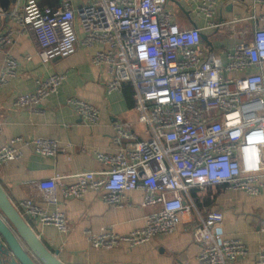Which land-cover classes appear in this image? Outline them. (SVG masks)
<instances>
[{
    "label": "built area",
    "instance_id": "built-area-1",
    "mask_svg": "<svg viewBox=\"0 0 264 264\" xmlns=\"http://www.w3.org/2000/svg\"><path fill=\"white\" fill-rule=\"evenodd\" d=\"M187 1L195 15L204 18L205 28H180L166 9L167 0H87L76 14L69 0L57 8L38 0H16L7 9L0 6V25L8 18L20 34H31L44 62L74 54L77 23L83 35L80 44L98 46L90 61L107 68L106 92L119 91L123 84L132 88L143 137L130 123H113L117 152H94L105 170L76 174L70 185L61 176L37 183L42 201L53 206L58 190L64 198L74 199L92 190L105 205L115 207L124 205L129 192L141 191L140 206L156 208L145 216L143 227L127 235L85 230L94 249L112 250L121 244L131 248L173 234L182 214L196 212L192 189L204 192L223 186L255 197L264 187V0H250L251 39L228 53L225 64L202 47L201 31L227 27L234 33L241 20L214 23L213 0ZM13 35L12 30L0 31L4 54L0 89L17 76V60L10 53ZM252 68L259 73H248ZM65 79L64 73H55L36 80L34 90L17 96L13 107L40 113L39 105L56 95ZM66 103L87 126L98 124L96 107L76 98ZM123 140L128 141L124 146ZM25 149L48 158L60 151L55 140L14 137L0 147V168L19 160ZM17 207L23 219H37L62 235L69 231L59 210L47 214L31 200H22ZM196 214L191 231L199 248L196 264H232L249 254L243 242L224 236L220 211ZM260 229L264 234V221ZM263 252L257 254V264H264Z\"/></svg>",
    "mask_w": 264,
    "mask_h": 264
},
{
    "label": "crops",
    "instance_id": "crops-1",
    "mask_svg": "<svg viewBox=\"0 0 264 264\" xmlns=\"http://www.w3.org/2000/svg\"><path fill=\"white\" fill-rule=\"evenodd\" d=\"M38 1L43 6L57 8L63 0ZM69 1L76 14L87 0ZM213 1L215 13L212 22L241 20L235 24L234 33L227 27L201 31L208 42L207 44L201 40L202 47L218 56L225 64L228 53L251 39L253 24L247 19L250 15V0ZM262 8L264 12V6ZM166 9L182 29H188L193 24L201 29L206 27L204 18L195 15L187 0H167ZM181 13L184 15L177 17ZM258 26L261 27L262 24L259 23ZM9 30L14 32L10 53L17 60V76L4 89H0V147L14 137H40L55 140L60 151L55 157L48 158L25 149L19 160L0 168V186L15 207L22 200H31L47 214L55 210L64 213L69 227L65 235L51 225H42L37 219L24 217L50 253L56 254L62 264H196L195 256L199 248L191 234L197 221L196 212L205 215L208 211L218 210L223 216L224 236L240 240L249 250L245 258L232 264H257V254L264 251V234L260 229L261 222L264 221V187L255 197L223 186L209 187L204 192L192 189L190 196L196 212L182 214L173 234L157 236L148 243L131 248L121 244L112 250L94 249L86 240L84 231L98 233L107 229L119 235H127L143 227L145 216L156 208L140 206L143 197L141 191L129 192L122 207L105 205L100 194L92 190L80 199L64 198L58 190L57 205L43 202L37 188L40 180L61 176L64 177L63 183L70 185L75 182L73 176L76 174L106 169L95 159L94 152H117L112 142L113 123H130L132 130L140 138L143 137V128L137 122L133 91L128 84H123L119 91L110 94L106 92V85L110 80L107 68L94 66L90 61L98 46L87 48L80 44L83 35L77 23L75 31L78 43L74 54L47 62L40 56L31 34H20L18 26L10 19H2L0 31ZM27 57L30 60H26ZM3 58L4 54L0 51V68ZM55 73H64L66 79L56 95L39 105L40 113L32 114L27 108L13 107L17 96L34 90L36 80H43ZM248 73H259V69L252 68ZM262 74L264 77V68ZM68 98H76L96 107L100 114L98 124L87 126L66 103ZM127 143V140H123L121 145Z\"/></svg>",
    "mask_w": 264,
    "mask_h": 264
},
{
    "label": "water",
    "instance_id": "water-1",
    "mask_svg": "<svg viewBox=\"0 0 264 264\" xmlns=\"http://www.w3.org/2000/svg\"><path fill=\"white\" fill-rule=\"evenodd\" d=\"M16 0H0L7 9ZM192 26L196 27L195 24ZM208 44L205 34L200 35ZM5 258L8 259L5 261ZM0 264H62L26 223L0 186Z\"/></svg>",
    "mask_w": 264,
    "mask_h": 264
},
{
    "label": "rangeland",
    "instance_id": "rangeland-1",
    "mask_svg": "<svg viewBox=\"0 0 264 264\" xmlns=\"http://www.w3.org/2000/svg\"><path fill=\"white\" fill-rule=\"evenodd\" d=\"M184 14L183 13H181L180 15H177V17H181V16H183ZM143 128V127H142ZM139 130V129H138Z\"/></svg>",
    "mask_w": 264,
    "mask_h": 264
}]
</instances>
